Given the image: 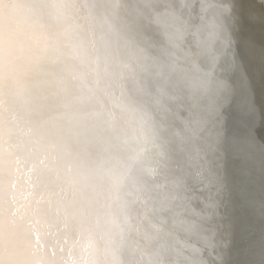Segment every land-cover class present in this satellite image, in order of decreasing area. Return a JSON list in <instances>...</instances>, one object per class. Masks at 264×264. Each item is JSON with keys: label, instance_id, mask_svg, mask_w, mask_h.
Wrapping results in <instances>:
<instances>
[{"label": "bare ground", "instance_id": "6f19581e", "mask_svg": "<svg viewBox=\"0 0 264 264\" xmlns=\"http://www.w3.org/2000/svg\"><path fill=\"white\" fill-rule=\"evenodd\" d=\"M5 3L12 7L0 17L8 53L0 64V240L16 250V264H181L185 247H199L189 231V221L199 223L197 208L166 225L148 209L167 196V204L184 210L171 190L184 163L182 150L206 147L215 132L199 114L192 122L194 143H182L193 96L182 85L179 64L168 75L170 111L153 104L150 65L169 61L160 51L163 38L149 18L152 11L124 0ZM182 19L194 23L190 34L202 29L200 40L207 37L205 21L187 14ZM202 59L194 56L186 72L201 73ZM216 69L218 79H230L238 93L231 107L245 117L250 100L236 89L241 83L233 68L225 63ZM242 121L246 154L261 151L255 169L262 184L264 137L254 122ZM137 133L153 141L137 168L150 167L161 153L167 159L164 175L153 178L158 186L147 192H137L140 185L125 178L131 154L125 141ZM216 151L221 154L219 146ZM222 157L224 190L216 220L206 211L223 244V264H262L264 205L248 186L238 189ZM195 194L199 211L206 196H216ZM136 196L149 198L147 207L133 204ZM29 232L38 244L28 243Z\"/></svg>", "mask_w": 264, "mask_h": 264}, {"label": "snow or ice", "instance_id": "6c2138e0", "mask_svg": "<svg viewBox=\"0 0 264 264\" xmlns=\"http://www.w3.org/2000/svg\"><path fill=\"white\" fill-rule=\"evenodd\" d=\"M120 2V0H117ZM124 2H135L137 4L162 5V7L154 8L153 15L150 17L153 23L157 25V32L163 38L160 51L168 58L169 63H156L150 65L154 71L149 72V78L153 81L155 93L153 95V104L160 110L170 111L168 103L174 99L169 91L168 75L171 71H175L179 63V58L174 52H181L184 47H190L195 40L197 33L191 34V39L185 44L186 32L182 30L181 21L185 14L190 19L205 21L207 29V37L196 42L195 50L183 53L184 60H191L193 57H204L210 71L206 73L203 80L196 84L188 85L189 94L193 97L199 96L204 100L213 101V106L209 109L212 115L217 114L218 105L222 104L228 98L230 85L222 79L215 76V69L223 67L225 63L229 64L236 71H239L242 65L237 61V54L234 51V36L237 28L245 22L262 23L264 20L258 19L253 13H249L245 17L241 11V0H124ZM12 5L6 4L5 0H0V17L3 16L4 9L10 8ZM259 7L264 8V5ZM139 11H144L143 9ZM264 16V13H261ZM7 40L0 33V64L3 63L7 55ZM169 69L166 73L165 69ZM242 87L248 88V83L241 78ZM187 110L192 113L188 126L183 131L181 138L182 143L186 146L194 143L197 130L193 126V121L200 119L199 113L202 111L199 103L195 99L187 105ZM260 132L262 130H254ZM222 137L219 131L208 138L206 147L187 148L182 150L185 155L184 163L179 172L172 178L171 190L174 193L172 199L177 198L190 201L198 199L194 193L204 192L211 193L215 191L216 196L208 195L205 197L204 208L199 215V223L195 219L189 221V231L194 238L195 244L199 247L184 248L185 256L181 264H188L190 258L191 264H223L221 253L223 244L218 240L213 232L207 209L212 210V217H215L216 210L220 207L217 203L218 197L224 190L223 175V157L217 153V148ZM153 141L149 138L141 137L138 133L130 136L125 141L131 147L129 156V165L125 174V178L133 184H139L137 192H147L158 181L153 178H159L164 175L167 168V159L165 154H158L153 160L152 165L145 169H139L136 166L142 161L147 145ZM209 153L215 155L214 160L209 159ZM136 169L134 172L133 170ZM168 197L165 196L160 200V205L155 209L149 208L148 211L159 221L161 225H166L170 221L175 222L176 218L185 216L191 211L190 204L186 203L182 212H177L175 206L166 203ZM147 207L149 198L140 199L136 196L132 203ZM166 217V218H165ZM30 245L38 244L39 241L34 237V233L29 232L27 237ZM192 241L186 242L190 244ZM16 250L0 240V264H16ZM205 258H207L205 260ZM264 264V258H262Z\"/></svg>", "mask_w": 264, "mask_h": 264}, {"label": "rangeland", "instance_id": "374dc122", "mask_svg": "<svg viewBox=\"0 0 264 264\" xmlns=\"http://www.w3.org/2000/svg\"><path fill=\"white\" fill-rule=\"evenodd\" d=\"M241 3V11L244 13L245 17H247L249 13H253L258 19L264 20V16L261 15V13H264V8L259 7L261 4L259 5L258 0H241ZM234 41V51L237 54L236 58L238 63L242 65L239 71H236L233 68L234 73H236V77L240 83L241 78L243 77L249 85L248 88L242 87V85L241 88L236 86V89L240 92L242 89V91L249 97L250 104L249 106L247 105L249 109L248 115L246 113L245 118L238 111L241 109H236L233 106L231 107L232 103L237 100L238 93L237 91L235 93L234 86L230 85V79L228 80V84L230 85L231 94L229 98L232 100L231 104H227L225 101V103L218 105L216 115H212L209 111L213 106V101L210 97L207 100L202 98L204 101L202 106L205 108L206 113L217 122L219 127L225 131L227 130V127L231 128V132L228 134L232 139L231 143L232 145L241 148L246 145V143H243L241 140V128L240 130L238 128L240 127L239 122L241 120L250 121L252 124L254 122L255 129L262 130L258 134H260L261 137H264V24L251 22L243 23L237 28ZM238 81L236 85L238 84ZM226 105L229 107L225 110L227 112L223 109ZM232 131H234V133ZM248 149L249 147H245L244 150L240 152L241 158H243V161L245 162L249 161V163L246 164L250 165L255 174L261 176V171L255 169V166H257L255 163H257L259 156L261 157L260 150L257 153H253V155H247L246 152Z\"/></svg>", "mask_w": 264, "mask_h": 264}, {"label": "water", "instance_id": "95a60500", "mask_svg": "<svg viewBox=\"0 0 264 264\" xmlns=\"http://www.w3.org/2000/svg\"><path fill=\"white\" fill-rule=\"evenodd\" d=\"M146 5L150 11H152L156 7H160V5H152V4H146ZM152 13H153V11H152ZM196 21L198 23L200 20H196ZM181 26H182V30H184L186 32L184 40H185V44H187V41L192 38L190 33H191V31H193L194 23H192V20H186L185 21L182 19ZM201 30L202 29H200V31L196 35L195 40H193V43L190 47H184L181 52H174V55H176L179 58L178 64L180 67L181 74H184V76H182V78L180 77L181 81L183 80L182 85H183V87H184V89L187 92L189 97H191V95L189 94L188 85L201 82L203 80L204 75L210 71V69L208 68L207 63H206V61H204V57H203V59L200 60V64H201L200 67H204L202 69L201 73H200V71H194V72H190V74H189V72L187 73L186 71H187V68L189 69L191 60L186 61L183 59V53L184 52L193 51V50L199 51V49L196 48V42L200 41V39L203 38V37H201L203 35ZM156 32H157V29H156ZM177 67H178V65H177ZM216 70L217 69H215V76H217ZM179 76H181V75L179 74ZM230 94H231V92L229 90L228 91V98H227V100H225L227 104H231V102H232V100L229 98ZM191 98H192V100L194 99V97H191ZM195 100L197 103L200 104L201 109H202V111L199 114L204 115V117L210 122V125L213 127L214 132H216V131L220 132V135L222 137L221 141L219 142V149L221 150L220 155H221V157L222 156L226 157L225 163L227 164L228 168L230 169V171L233 175L232 178H233L234 182H236V186L238 187V189L244 185L248 186L249 191L251 193H254L257 200L261 201L262 205H264V183L261 184L259 182V177H261V176L255 174L254 170L250 167V165L246 164V163H249V161L248 162L243 161L244 159L241 158V155H240V152H242L245 147L246 148L248 147V143L241 148L232 145V143H231L232 139L228 136V134H230V132H231V128H227V130L225 131L224 129L219 127L217 122L209 114L206 113L205 108L202 106V104L204 102L203 99L199 96H196ZM225 101L223 103H225ZM228 108L229 107L227 105L223 107L224 111L227 110ZM225 112H227V111H225ZM245 122L250 123V121H245ZM239 123H240V127L244 126L241 122H239ZM246 128H248V127H246ZM232 132L234 133V131H232ZM241 132H242L241 135H246V133H245L246 131L241 130ZM261 147L264 148V142L261 143ZM259 152L261 153V151H259ZM242 162L244 165L242 164ZM193 195L195 196L196 194L194 193ZM199 200L200 199L198 198V201ZM179 203H182L184 205V207H185V204L188 203V204H190V207H191V211H189V212L194 213V210H196V208H197L198 213H200L199 208L196 205V204H199V202H197V199H192L190 201H185L184 199H181V201H179ZM216 214H215V220L217 217ZM197 216L199 217V215H197ZM212 218L214 219V217H212ZM206 259L207 258H205V260Z\"/></svg>", "mask_w": 264, "mask_h": 264}]
</instances>
